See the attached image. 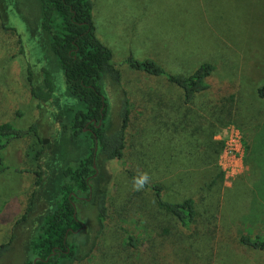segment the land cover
<instances>
[{
	"label": "rangeland",
	"instance_id": "obj_1",
	"mask_svg": "<svg viewBox=\"0 0 264 264\" xmlns=\"http://www.w3.org/2000/svg\"><path fill=\"white\" fill-rule=\"evenodd\" d=\"M91 1L97 38L112 51L114 65L122 75V86L107 76L103 80L112 103L110 123L119 122L124 91L132 98V125L139 126L131 133L126 158L103 167L117 202L122 201L116 191L131 184L126 171L146 170L144 173L152 176L157 162L151 157L155 156L161 171L153 177L171 191L200 199L203 215L192 231L177 233L193 249L197 264H264L263 252L238 242L249 231L264 234V104L256 96V89L264 85V0ZM40 21L38 0H0V124L18 129L35 125L53 146L61 135L55 114L80 103L67 95L62 70L41 43ZM131 59L152 60L165 74L185 76L208 63L216 68L209 79L215 90L225 82L235 88L233 104L223 103L209 92L189 108V119L208 121V130L215 133L213 140L224 144L214 165L180 158V153L193 148L189 138L166 134L160 123L185 115L181 92L164 76L131 68ZM43 65L51 67L57 80L54 97L47 103L32 97L27 82L29 67L38 70ZM155 117L158 122L153 121ZM149 118L154 127L151 120L146 121ZM35 143L39 144L38 137L30 134L0 153V245L10 240L15 222L29 208L36 187L37 163L31 152ZM51 151H45L48 162L59 167L57 155ZM220 173L223 180L212 185ZM79 212L87 226L97 224L94 207L80 204ZM87 226L70 240L78 244L89 241V248L93 240ZM157 230V226H147L141 216L111 207L106 228L91 254L74 264H156L146 254ZM29 232H18L1 264H25ZM129 235L136 238V249L127 244Z\"/></svg>",
	"mask_w": 264,
	"mask_h": 264
},
{
	"label": "trees",
	"instance_id": "obj_2",
	"mask_svg": "<svg viewBox=\"0 0 264 264\" xmlns=\"http://www.w3.org/2000/svg\"><path fill=\"white\" fill-rule=\"evenodd\" d=\"M38 1L41 7L38 32L41 43L46 52L56 58L63 73L67 95L75 97L80 104L67 105L55 114L61 135L53 146L49 137L39 135L35 125L18 129L9 123L0 124V153L12 142L25 139L30 134L37 136L39 142L31 150L37 163L36 187L28 210L13 226L10 240L0 245V264L18 239V232L24 230L30 231L24 247L25 264H74L87 258L106 228L111 207L119 208L133 217L141 216L147 226L160 229L155 231L157 238L153 244L150 243L146 254L153 263L197 264L193 249L177 233L192 231L203 215L200 199L171 191L165 182L153 177L160 175L161 171L155 156L151 160L157 162L156 170L151 173L152 176L148 175L149 180L144 188L135 191L133 183L146 170L129 169L126 173L131 184L124 191H116L117 198L122 202L118 203L114 197L111 180L103 167L108 163H121L126 158L131 133L139 126L132 125V98L124 91L119 122L117 125L110 123L112 103L104 91L103 80L107 76L122 86V75L114 65L112 51L97 38L92 1ZM128 65L150 76H164L181 92L180 106L187 109L185 115L179 120H166L160 124L166 134L189 138L193 148L187 150L189 153H180V158L196 162L202 160L206 166L214 165L224 144L213 140L215 133L208 130L211 127L208 121L189 119V108L199 96L209 92L223 103L233 104L236 100L235 88L225 82L215 90L209 79L216 68L208 63L202 64L188 76L165 74L163 68L152 60L131 59ZM52 73L50 66L43 65L38 70L29 67L27 82L34 99L44 103L53 99L57 80ZM256 96L264 104V85L256 89ZM227 113L232 115L230 110ZM153 121L158 122L157 118ZM153 121L149 124L154 127L156 124ZM48 149H52L54 156L57 155L59 167L50 166L49 156L45 155ZM173 158L176 159L175 155ZM144 166L146 168L147 164ZM222 180L223 174L220 173L211 184L217 185ZM80 204L96 209L95 226L89 227L82 221ZM86 226L90 228L88 234L93 240L89 248V241L78 244L70 240L75 233L84 231ZM95 228L96 232H92ZM202 242L205 243L206 239L203 238ZM238 242L242 247L264 253V234L249 231L241 235ZM127 244L136 249V238L129 235Z\"/></svg>",
	"mask_w": 264,
	"mask_h": 264
},
{
	"label": "clouds",
	"instance_id": "obj_3",
	"mask_svg": "<svg viewBox=\"0 0 264 264\" xmlns=\"http://www.w3.org/2000/svg\"><path fill=\"white\" fill-rule=\"evenodd\" d=\"M149 177L147 173L140 174L137 178L134 179L133 189L135 191H140L144 188L145 184L148 182Z\"/></svg>",
	"mask_w": 264,
	"mask_h": 264
}]
</instances>
